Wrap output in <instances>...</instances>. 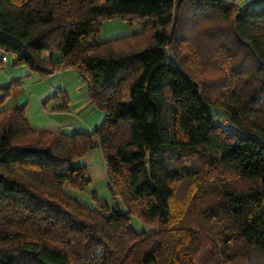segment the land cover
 Listing matches in <instances>:
<instances>
[{"label":"trees","instance_id":"trees-1","mask_svg":"<svg viewBox=\"0 0 264 264\" xmlns=\"http://www.w3.org/2000/svg\"><path fill=\"white\" fill-rule=\"evenodd\" d=\"M258 1L260 8L235 0H0V51L14 56L13 66L43 76L60 64L76 70L106 116L90 133H68L31 127L25 104L0 110V264H264ZM184 3L220 20L208 31L204 61L200 51L188 58L237 82L228 101L193 76L180 53L191 43L167 29ZM111 18L138 23L139 32L98 42ZM22 84L1 88V103ZM68 102L64 96L56 108ZM213 106L227 110L230 127L215 123ZM97 146L125 209L96 195L98 208H90L67 192L91 184L88 165L74 162ZM132 215L151 231L137 232Z\"/></svg>","mask_w":264,"mask_h":264},{"label":"rangeland","instance_id":"rangeland-1","mask_svg":"<svg viewBox=\"0 0 264 264\" xmlns=\"http://www.w3.org/2000/svg\"><path fill=\"white\" fill-rule=\"evenodd\" d=\"M184 1V0H181ZM239 6L258 7L262 6V3L258 0H235ZM200 7H193L188 3L182 4L179 11H176L175 22H172L168 26V30H175L176 34L191 43V46L185 45L181 50V57L191 67L188 69L193 73V76L198 79H203L209 88V92L214 99L223 97L228 101L232 93H236L238 89L237 82L230 83L228 76H224L221 67L212 66L210 62L209 69L203 70L195 68L192 62L189 60L191 52L195 53L200 51L201 57L204 61V54L207 51V45L211 43L207 34L212 29L213 24L216 26L220 20L215 19V13L213 11H205ZM199 11V12H197ZM204 12V13H201ZM221 25H227L225 20H221ZM210 29H209V28ZM139 32L138 23H130L122 18H111L103 20L101 30L97 36L98 42H106L117 40L120 38L130 37L136 35ZM191 48V49H190ZM55 59H60V53L54 52ZM241 55L244 60L251 61V57L246 51H242ZM207 56V55H206ZM6 58L3 64V69L0 66V92H3L1 88L8 86L12 80L22 79V82L27 87L17 85L10 91V95L3 101L2 104L8 103L12 106L14 104H25V116L31 127L44 130L45 126L51 120L63 122V127L66 132L72 133L75 131L90 133L96 127H99L105 119V112L101 110L95 103L92 102L89 96L88 82L85 81L80 74L69 67H65L60 64L58 68L48 75H41L38 71H33L27 66H13L14 56L5 51H0V59ZM189 57V58H188ZM207 63V62H205ZM198 65H202L199 63ZM241 76H247L242 73ZM245 80V79H244ZM228 81L225 85V91L222 96L219 93L222 92L220 84ZM240 82V81H239ZM243 78L241 77V84ZM28 84V85H27ZM18 90L16 94L14 91ZM56 96L58 97H54ZM225 95V96H223ZM49 96L51 99H49ZM64 96L68 97V108L64 110H58L56 108L57 103L63 105ZM125 99H128V94L125 93ZM0 99V104H1ZM46 101V102H45ZM212 111L215 113V123L221 124L225 127H230L229 113L225 108L213 106ZM54 111V112H53ZM56 111V113H55ZM69 124V125H66ZM75 165L86 164L90 167L91 173L89 176L92 180L91 184L83 191H71L67 188V192L72 193L79 201L84 203L90 208H98V200L96 197L110 205L111 207L122 206L121 198L116 192L109 187V179L107 174H100L97 168L105 171V158L100 146L94 147L84 157L77 159L74 162ZM186 183L182 185L181 190L185 189ZM206 198L209 195L205 196ZM131 225L137 231L150 232L151 229L146 226L135 215L131 216Z\"/></svg>","mask_w":264,"mask_h":264},{"label":"crops","instance_id":"crops-1","mask_svg":"<svg viewBox=\"0 0 264 264\" xmlns=\"http://www.w3.org/2000/svg\"><path fill=\"white\" fill-rule=\"evenodd\" d=\"M43 55H44V57H46V58H48V57H50V55H51V52L50 51H44L43 52ZM53 56L55 57V54H53ZM1 66V65H0ZM1 68L3 69V65L1 66ZM28 85V84H27ZM23 86L24 87H27L26 86V84L25 83H23ZM17 92H19L18 90H16V91H14V93L16 94ZM1 96H2V93L0 92V99H1ZM50 97V96H49ZM9 107H11L10 105H8V103L6 102V103H4V104H0V110H2V109H4V108H9ZM54 112V111H53ZM55 113H56V111H55ZM63 122H60L59 120L58 121H54V120H51L48 124H46V128L47 129H49V130H59V129H64V128H62L63 127ZM66 125V124H65ZM67 125H69V124H67ZM66 125V126H67ZM91 168L90 167H88V171H89V173H91ZM97 170L99 171V173L100 174H107L106 173V166H105V171H102V169H100V168H97Z\"/></svg>","mask_w":264,"mask_h":264},{"label":"built area","instance_id":"built-area-1","mask_svg":"<svg viewBox=\"0 0 264 264\" xmlns=\"http://www.w3.org/2000/svg\"><path fill=\"white\" fill-rule=\"evenodd\" d=\"M4 60H6V58H4Z\"/></svg>","mask_w":264,"mask_h":264}]
</instances>
